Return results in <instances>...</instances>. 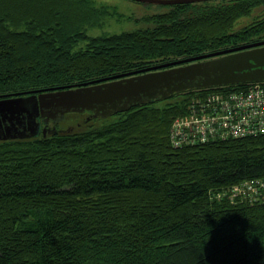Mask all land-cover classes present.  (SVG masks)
<instances>
[{
	"label": "trees",
	"instance_id": "1",
	"mask_svg": "<svg viewBox=\"0 0 264 264\" xmlns=\"http://www.w3.org/2000/svg\"><path fill=\"white\" fill-rule=\"evenodd\" d=\"M216 1L165 5L109 32V5L0 0V99L264 40V0ZM206 90L0 140V264H264V197L228 193L264 178V134L171 141Z\"/></svg>",
	"mask_w": 264,
	"mask_h": 264
},
{
	"label": "water",
	"instance_id": "2",
	"mask_svg": "<svg viewBox=\"0 0 264 264\" xmlns=\"http://www.w3.org/2000/svg\"><path fill=\"white\" fill-rule=\"evenodd\" d=\"M135 1L172 5L215 0ZM260 81H264V40L117 75L110 81L34 90L0 99V140L46 136L56 132L52 124L64 120L69 113L92 111L94 117H108L187 90Z\"/></svg>",
	"mask_w": 264,
	"mask_h": 264
},
{
	"label": "built area",
	"instance_id": "3",
	"mask_svg": "<svg viewBox=\"0 0 264 264\" xmlns=\"http://www.w3.org/2000/svg\"><path fill=\"white\" fill-rule=\"evenodd\" d=\"M246 84L238 90H229L228 85L209 87L195 97L187 114L172 123L170 138L173 145L183 147L264 134V81ZM228 193L233 202L236 198L257 201L264 197V178L234 185Z\"/></svg>",
	"mask_w": 264,
	"mask_h": 264
},
{
	"label": "rangeland",
	"instance_id": "4",
	"mask_svg": "<svg viewBox=\"0 0 264 264\" xmlns=\"http://www.w3.org/2000/svg\"><path fill=\"white\" fill-rule=\"evenodd\" d=\"M95 5H109L114 7L116 14L110 16L103 31L120 32L132 29L136 26V19L140 18L144 13L152 12L165 8V5L142 3L135 0H91ZM213 3H220L214 1ZM155 66V65H154Z\"/></svg>",
	"mask_w": 264,
	"mask_h": 264
}]
</instances>
